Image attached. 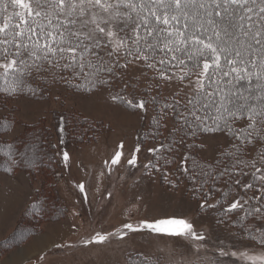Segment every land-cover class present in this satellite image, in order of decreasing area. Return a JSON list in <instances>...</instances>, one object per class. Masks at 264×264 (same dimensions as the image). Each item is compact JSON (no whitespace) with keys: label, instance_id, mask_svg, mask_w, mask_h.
Segmentation results:
<instances>
[{"label":"snow or ice","instance_id":"1","mask_svg":"<svg viewBox=\"0 0 264 264\" xmlns=\"http://www.w3.org/2000/svg\"><path fill=\"white\" fill-rule=\"evenodd\" d=\"M10 6L12 15H3L0 22V77L13 78L11 92L33 71L54 75L69 72L85 78L107 72L109 79H97L96 83L111 86V77L123 79L127 75L139 80L147 78L151 70L149 83L155 82L156 88L175 85L178 89L170 100L165 98L162 102L158 94H151V87L144 89L147 97L133 91L128 95L118 93L112 99L145 114L148 105H153L155 114L150 123L157 129L155 136L162 135L159 129L167 128L165 121L171 116L174 124L169 131L173 137L169 150L179 151L177 145L203 148V143H186L185 137H196L198 133H223L228 137L232 151L225 149L219 156H227L231 164H225L212 178L215 181L227 177L224 183L229 187L214 204L208 203L209 194L205 193L198 207L211 209L227 202L218 224H223L229 213L242 211L241 231L258 244L260 251L232 250L235 245L220 239L216 242L218 257L211 264H228L222 257H236L240 264H264V0H0V13H6ZM59 79L71 83L64 76ZM128 87L125 83L121 92ZM181 92L183 102L176 99ZM209 120L211 124L206 123ZM177 133H181L178 140ZM142 139L138 137L127 160L129 165L137 164ZM119 148H124L123 142ZM147 151L156 152L158 148ZM247 152L253 153L250 159L246 158ZM122 155V151H116L111 164H119ZM63 158L69 159L67 152ZM189 159L193 168L203 167L187 152L181 165ZM223 163V159L216 160V165ZM183 171L190 173L188 167H183ZM248 176L260 182L259 194L247 199L239 193L233 197L237 188L245 193L255 188L246 181ZM189 178L195 179L192 175ZM78 187L87 199L84 184ZM202 191L201 186L193 195ZM253 199L260 202L258 206L250 203ZM249 217L251 224L245 223ZM145 228L192 241V255L197 260L200 249L207 248V229L194 219L175 213L152 221L141 220L135 226L123 223L114 232H97L84 243L102 244L111 236L123 238ZM139 264L153 261L144 258ZM184 264L196 261L185 259Z\"/></svg>","mask_w":264,"mask_h":264},{"label":"rangeland","instance_id":"2","mask_svg":"<svg viewBox=\"0 0 264 264\" xmlns=\"http://www.w3.org/2000/svg\"><path fill=\"white\" fill-rule=\"evenodd\" d=\"M152 75L148 72L147 78ZM147 78L142 77L138 83L147 84ZM158 89L166 96H173L178 90L175 85ZM180 96L184 97V92ZM52 98L15 99L11 110L16 113L18 122L10 136L21 133L26 123H39L45 115L51 119L57 111H79L86 117L101 120L103 126H107L99 140L85 144L76 140L71 144L67 161L61 154L63 168L58 195L67 205V215L64 214L65 217L60 220H46L38 224L22 221L17 236L8 247L7 240L35 198L38 186L24 171L15 175L0 172V264H128L129 253L153 256L160 261L159 264H184L185 259L194 260L196 264H211L213 258L218 257L216 242L220 239L230 246L235 245L232 250L249 248L254 252L260 251L258 245L236 236L230 225L218 224L212 210L199 208V200L195 196L162 184L148 168L152 152L147 149L153 148L150 144L141 145L135 166L127 163L138 142V133L145 127L141 117H148L151 113L149 109L145 116L132 112L112 99L107 88L90 94H74L57 88ZM121 142L123 149L119 148ZM201 143L204 147L200 148V153L209 161L216 160L229 145L228 137L223 133L206 134ZM118 150L123 152L121 162L113 165L111 159ZM81 183L85 186L87 199L78 187ZM174 213L192 218L207 229V248L200 249L198 260L192 255V241L153 233L147 228L129 232L123 238L111 236L102 244L84 243L97 232H114L123 223L135 226L141 220L152 221ZM37 240L39 244L34 245ZM221 259L228 264H240L236 257Z\"/></svg>","mask_w":264,"mask_h":264},{"label":"trees","instance_id":"3","mask_svg":"<svg viewBox=\"0 0 264 264\" xmlns=\"http://www.w3.org/2000/svg\"><path fill=\"white\" fill-rule=\"evenodd\" d=\"M19 11V9H16ZM13 9L11 6L8 8L6 13H0V22H2L3 15L11 16ZM15 22V20H14ZM0 38H3L0 34ZM11 48V46H10ZM47 67V65H45ZM86 71L91 72L92 69H86ZM122 73V70H119ZM175 71V70H174ZM151 74L152 71H149ZM60 76H64L71 80V83H65L63 80L59 79ZM152 77V76H151ZM147 78L150 80V78ZM131 76H124L121 79L120 76H115L110 78V85H101L96 83L97 79H109V74L107 72H100L96 77L89 76L85 78L83 75L74 77L69 72H57L55 75L52 72H42L35 73L33 71L31 76H25L24 83L20 85L15 92H11V88L14 86V81L12 77L5 79L0 77V172L5 174L15 175L21 171L26 172L29 176L32 177L33 181L36 182L38 186L35 194V198L32 203L27 207L23 212V216L20 221L17 223L16 229L13 232L11 238L7 240V247L9 242H12L15 236H17V231L20 229L22 221L27 220L29 222H35L38 224L41 221L46 220H60L67 215L68 209L67 205L59 198L58 195V184L62 176L61 169L63 168L60 163L61 154L64 152L70 153L71 144L76 140L78 143H87L90 141H97L99 137L103 134L105 124L101 120L90 118L84 116L79 111H57L54 113L51 119L45 115V119H42L39 123L31 124L26 123L23 126L21 133L15 134L11 137L15 130V125L18 122V117L16 113L12 112V103L15 99L20 97L32 98V99H41V100H51L54 91L58 88H63L65 91L71 93H85L90 94L101 88H107L111 91V96L116 94L128 95L131 92H135L137 96L147 97L148 93L144 91L145 88H152V95H159L160 100L163 102L165 98H172V96L163 95L155 87V82L147 84H139L138 81L133 76V79H130ZM128 83L129 87L121 92V89L124 88V84ZM79 84L81 87H76ZM95 84V87L93 85ZM131 85H136L133 89ZM7 89L8 91H5ZM88 89H91L90 91ZM160 93H158V91ZM60 98V96H58ZM176 99H179L183 102L184 97L178 96ZM117 102L121 103L119 99H116ZM123 104L126 108L132 112L145 113L129 108L126 104ZM148 109L150 114L148 117H144L145 127L141 129L139 137H143L141 145L150 144L153 148H158V151L152 152V158L148 165L149 170L152 174L161 181L162 184L174 189V190H185L189 195H193L194 190H198L203 187L202 192H198L195 196L199 202L203 199L205 193H208V203L214 204L216 200L222 199V192L229 187L224 183V179L213 180L216 172L220 171L225 164H231L230 159L225 157H220L218 155L217 159H223L224 163L216 165V160L209 161L203 157L200 153V148L196 147L193 149H187L177 145L179 151L176 148L169 150L171 141L173 137L169 136V131L171 130L174 121L169 116L165 123H167V128H161L159 131L162 135L155 136L157 129L154 125H151V117L155 114L153 105L149 104ZM182 110V109H181ZM148 115V112L146 113ZM44 121V122H43ZM206 123L211 124L212 121H206ZM235 126H239L238 123ZM61 128L63 131H61ZM205 133H198L196 137L188 136L185 137L186 143H193L199 145L201 140L204 138ZM181 133H177L175 139H179ZM167 138V139H166ZM63 141V142H61ZM161 144H164V147H160ZM232 151L229 148V145L225 148ZM223 149V151L225 150ZM221 151V152H223ZM188 153L190 157H194L197 165H203V167L193 168L192 161H189L181 165V161L184 158V154ZM253 153L247 152L246 158L250 159ZM70 156V155H69ZM172 161L171 163H166V161ZM213 165V168H209L208 165ZM155 165V167H154ZM183 167H188L190 173H185ZM248 171V169H245ZM201 172L209 173L207 176L200 175ZM189 175L195 177V179H190ZM236 176L239 173H235ZM259 175V174H257ZM247 182H251L255 185V188L245 191L243 189L237 188V192L233 193V197L239 193L244 198L252 197L253 194H259L258 188L260 182L255 180L252 176L245 178ZM206 181V183H204ZM250 203L257 205L260 203L257 200H250ZM227 207V202L217 205L215 208H202L206 211L212 210L217 220L224 216V210ZM247 208V205L245 206ZM244 213L233 211L225 217L226 224L230 225L234 229L236 236L246 239L247 241L255 244L247 237V234L241 231V217ZM26 222V221H25ZM252 218L249 217L245 223L251 224ZM258 245V244H256ZM148 258L153 261V264L160 262L156 260L153 256L138 255L134 253H129L127 261L128 264H139L141 260ZM159 264V263H158Z\"/></svg>","mask_w":264,"mask_h":264},{"label":"crops","instance_id":"4","mask_svg":"<svg viewBox=\"0 0 264 264\" xmlns=\"http://www.w3.org/2000/svg\"><path fill=\"white\" fill-rule=\"evenodd\" d=\"M60 228H61V227H60ZM64 228H65V226H64ZM37 238H38V237H37ZM35 239H36V238H35ZM35 239H34V240H35ZM30 244H31V243H30ZM46 250H48V249H45L44 251H46ZM44 251H42V252H40V253H43ZM14 252H15V251H14ZM38 254H39V253H38ZM12 255H13V254H12ZM11 257H12V256H11ZM11 257H10V258H11ZM10 258H9V259H10ZM33 258H34V257H32V258H30V259H28V260H31V259H33ZM9 259H8V260H9ZM8 260H7L6 262H8ZM26 261H27V260H26ZM21 263H22V262H21ZM7 264H8V263H7ZM17 264H18V263H17Z\"/></svg>","mask_w":264,"mask_h":264},{"label":"bare ground","instance_id":"5","mask_svg":"<svg viewBox=\"0 0 264 264\" xmlns=\"http://www.w3.org/2000/svg\"><path fill=\"white\" fill-rule=\"evenodd\" d=\"M39 240H41V239H39ZM39 240H37V242H35V244H34V245H36V244L38 245V244H39V243H38V241H39ZM41 244H42V243H41ZM31 252H32V251H31Z\"/></svg>","mask_w":264,"mask_h":264}]
</instances>
